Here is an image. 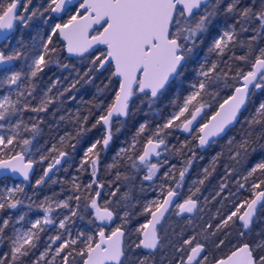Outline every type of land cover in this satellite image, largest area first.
<instances>
[{"label": "snow or ice", "instance_id": "obj_1", "mask_svg": "<svg viewBox=\"0 0 264 264\" xmlns=\"http://www.w3.org/2000/svg\"><path fill=\"white\" fill-rule=\"evenodd\" d=\"M28 2L31 3V0ZM240 3L241 0H227L226 3L225 0H47V6L42 7V10L34 8L25 16L17 14V0H10L6 6L0 2V43L7 42L4 48L0 49V88L7 86L10 89L7 94L0 96V179L18 175L28 181L34 165L47 162L43 175L35 181L34 187H38L50 173L58 170L62 160L69 156L67 151L53 144L47 154L40 155L39 160L34 159L32 144L40 132L39 124L42 118L30 117V124L25 123L23 119L12 123L14 116H22L25 111L37 114L47 111L49 105L79 83V80H73L68 87L53 96V89L61 84L57 78L42 92L38 104L32 106L31 100L37 99L36 80L45 68L52 64H58L62 68L70 67L68 64L59 63L60 51H66L70 57L80 59L91 57L89 69L80 79L88 77L91 80V72L110 69L109 84L112 78H116L118 83V87L113 89L111 103L105 107L104 101L101 100L95 105L97 109L103 110L92 127L102 125L105 132L102 139L95 140L86 148L78 168V171L82 172L87 164L93 180L82 187L76 182L77 177H73L72 190L78 194L58 202L51 197H45L40 204L35 205L43 211V217L30 221V226L26 228L14 227L11 235H6L5 231L12 217L3 218L0 221V245L7 241L8 251L0 254V264H25L26 258L38 247L40 233L50 225L58 228L57 234L49 237L50 242L31 260V264H56L57 259L61 264H125L127 257L124 228L128 224L129 213L124 212L120 217L121 224L105 231L117 215L116 209L112 207L111 197L117 195L119 186L103 203H100L98 198L101 197L105 185L98 184L95 193L91 194L93 184L97 183L95 178L101 151L106 150L113 139L114 120L119 121L120 118L130 115L132 98L142 95L152 104L168 91L173 81L183 77L186 66L202 43L201 37L208 31L213 18L223 6L224 13L232 15L234 21L213 39L207 49L208 55L214 54L217 59L209 61L206 55L197 69L196 81L189 84L190 91L182 100L176 96L171 101L175 110L155 128L147 121L140 123L131 140L126 142V146L117 150L113 158L114 163L108 165L109 168L116 167V162L123 159L130 162L133 169L145 168L146 175L143 180L151 181L162 167L169 164L168 159L153 162V157L159 158L167 153H190L183 161L184 166L179 170L178 177L176 165H170L168 171L164 172V178L174 181V184L160 186L162 199L150 200L145 204L141 214H147L150 219L135 229L141 237L135 245L136 248L155 250L163 247L157 226L173 206L178 210L177 215L191 214L199 209L196 198L200 192L199 187H195V191L190 188V194L183 203H175L181 195L180 189L185 174L196 159L195 148H204L214 144L218 138L227 136L231 128L240 122V116L247 109L256 90L264 91V47L258 51L253 48V42L260 35H264V6L254 10L251 5L240 7ZM25 11H28L27 5ZM36 16L45 17L44 23L48 26L46 36L37 33L38 38L34 37L29 45L20 40L16 47L9 48L11 34L16 25L19 23L27 27ZM253 22L257 24L254 29L251 28ZM249 31L255 34L249 36L247 42L239 39L241 33ZM57 39L62 48L58 47ZM237 45L242 48L246 46L244 55H235L233 49ZM229 52L233 54L225 60L224 57ZM252 56L254 60L250 59ZM232 60L244 62L248 65V70L242 66H234ZM16 61H24L27 71L23 68L17 69L14 64ZM224 90H228L230 94L222 97L221 92ZM88 118H80L77 113V137L86 131L84 125ZM244 123L249 129L261 126V136H264V101L259 102L249 117H245ZM172 130H182L192 139L182 141L179 148H170L167 137L172 134ZM24 133H31V136H25ZM251 135L252 132L248 131L239 142L234 137H228L230 159L239 163L247 157ZM74 139L76 137L66 133L60 137L59 143L75 148V144L66 143ZM142 139L144 142L141 151ZM193 141L196 142L195 147H190ZM221 155L222 153H217L212 157L209 167L213 171ZM209 167L203 169V178L193 181V186L205 183L212 174ZM227 171L234 170L228 168ZM258 172L264 174V160L255 163L247 171L243 177L244 183L238 182L237 192L244 189L250 178ZM120 178L121 174L117 171L116 180ZM226 187V183H221L216 196ZM249 191L251 198L233 201L232 210L215 225L211 236L216 237L223 233L227 238L230 233L225 229L239 221L242 230L238 235L243 239L245 230H250L253 223L257 206L264 208V179L259 183H252ZM85 192L89 194L85 195ZM82 197L86 201L85 207L93 211L94 221L100 223L95 233L78 232L73 235L69 224L79 214ZM25 199L30 201L28 207L31 209L34 202H31V197L24 195L22 184L6 185L0 188V211L17 209L25 203ZM72 200L76 202L75 208L70 206L69 201ZM61 208L68 209L69 215L59 219L57 225L53 213ZM25 216L26 213L19 215L16 223L25 221ZM208 228H212L211 223ZM224 245L225 239L215 242L217 250ZM176 252L181 255L175 264H264V240L254 244L244 242L233 245L226 255L210 260L205 254V244L197 241L196 236H190L183 240ZM49 256L51 259H46ZM134 264L152 262L149 256H143L135 259Z\"/></svg>", "mask_w": 264, "mask_h": 264}, {"label": "trees", "instance_id": "obj_2", "mask_svg": "<svg viewBox=\"0 0 264 264\" xmlns=\"http://www.w3.org/2000/svg\"><path fill=\"white\" fill-rule=\"evenodd\" d=\"M0 2L6 6L10 0H0ZM226 2L227 0H225V3ZM17 3V14L25 16L30 14V11L34 8H40L42 10V7L47 6V0H31V3H29L28 0H17ZM25 5H27L28 8L27 12L25 11ZM250 5L254 7V10H259L264 6V0H254V4L253 0H241L240 7ZM44 19L45 17L36 16L29 22L27 27L18 23L13 38L17 40V42L22 40L25 45H29L31 41L27 39L37 37V33L43 31L42 34L46 36L48 26L44 23ZM233 21L234 17L224 13L223 6H221L218 15L213 18V22L208 31L201 37L202 43L199 44L194 57L186 66L183 77L173 81L168 91L152 104H149L148 100L142 95L132 98L130 102V115L127 118H120L119 121L114 120L113 122V139L109 147L101 151L98 173L95 178L97 183L93 184L91 194L95 193L98 184L105 185L101 197L98 198L99 202L103 203L105 199L110 198L111 192L119 186L117 195L111 197V199L112 207L116 209L117 216L115 217V221L117 223L121 224L122 221L120 217L124 215V212L129 213L128 224L124 228V230H126L124 241L126 245L125 255L127 257L125 264H134L135 259L143 256H149L152 264H175V261L178 260L181 255L176 252V248L179 247L184 238H189L190 236H196L197 241L205 244V254L209 256L210 260L213 257L226 255L232 250L233 245L244 242L254 244L260 240H264V208L260 206L257 207V213L250 226V230H245L243 239H240L238 235L239 231L242 230L239 221L225 229L226 232L230 233L227 238H225L223 233L218 234L216 237L210 235L220 219L232 210V202L235 200H244L246 198L250 199L251 193L249 188L251 184L259 183L261 179H264V174L258 172L250 178L244 189L237 192L239 183H244L243 177L247 174V171L250 170L255 163L264 160V147H262V145H264V136H261V126H255L249 129L248 125L244 123L245 117H249L254 112L259 102L264 101V91L256 90L249 101L247 109L240 116V122L236 123L235 126L231 128L227 136L222 139L218 138L214 144L209 145L206 149L195 148L196 159L185 174L180 192L181 195L187 193L186 195L188 196L190 194V188L192 191H195V187H199L200 192L197 193L196 197L199 209L196 210L193 215H189L187 220L169 222L168 227L160 231L159 236L161 237L163 247L148 252L144 251L142 247H135V245L139 243L140 238V235L136 233L135 229L147 219V214H141L143 209L138 208L136 204V201L139 199L138 197L145 196V194L149 193L148 183L143 180L144 175L142 173V168L138 170L133 169L131 168L130 162H126L123 159L116 162V167H108V165L114 163L113 158L117 150L126 146V142L131 140L140 123L147 121L152 128H155L157 124L163 123L169 114L173 112L174 107L171 101L176 96H179L182 100V97L190 91L189 84L196 81L197 69L206 55L209 61L217 59L214 54L208 55L207 49L213 39L217 37L228 24L233 23ZM49 22L51 23V21ZM256 27L257 24L253 22L251 28L254 29ZM237 30L239 31V25H237ZM254 34L255 33L252 31L241 33L239 39L247 42L248 37ZM57 45L60 48L63 47L59 39H57ZM261 47H264V35H260L257 40L253 42L254 50L258 51ZM246 51V46L242 48L237 45L233 49L236 56L244 55ZM233 52H229L224 59L227 60L229 56H232ZM90 59V56L84 59L69 57L66 51H60L59 63L68 64L70 67L62 68L58 64H52L45 68L43 73H41L36 80L37 89L35 95L37 99L31 100L32 106L38 104L42 92L57 78L60 79L61 84L58 88L53 89L51 93L53 96L57 95L59 91H62L64 87H68L73 80H79V83H77L76 87L70 92L65 93L63 97L49 105L47 111L38 114L25 111L22 116L17 114V116L12 118V123H15L17 119H23L25 123L29 124L31 122L30 117L35 116L37 118H42L39 124L40 132L33 139L32 144L34 159L39 160L40 155L47 154L48 149L51 148L53 144H56L58 148L69 153V156L58 168L56 175L52 179L56 181V183L49 181L46 186L43 183L40 185L41 190L38 189L39 186L34 187L35 180H33L32 183L25 184L27 186L25 196L31 197V202H34L32 199L39 197L38 194L40 193L43 194V199L54 193L59 199L61 198L64 200L69 196L78 194L72 190L73 177H77L76 182L81 184L82 187L93 180L90 168L87 164H85V170L82 172L78 171V168L80 167V162L83 159V153L86 148L95 140L102 139L105 132L102 125H97L95 128L92 127L96 118L103 110L97 109L95 105L101 100L104 101L105 107L111 103L114 96L113 89L118 87V83L116 78H112V82L109 84L108 77L111 74L110 69L91 72V80H89L88 77L80 79V76L88 71ZM250 59L254 60V56L250 57ZM18 62L24 63L23 67H25V69L23 70L27 71L25 62ZM231 63L234 66H242L245 70H248V65H245L244 62L232 60ZM221 67H223V64H221ZM106 85L107 87H105ZM228 93H230L228 90H224L221 92V96H226ZM69 97H75V99H69ZM77 113H79L80 118L84 116L89 117L87 123L84 125L86 131L79 137H77V129L79 127ZM61 117H64V119H61ZM116 129H119V131H116ZM248 131H251L252 135L250 137L247 157L241 159L240 162L237 163L235 160L230 159L231 153L227 143L228 137H234L235 140L239 142ZM66 133L76 137V139L66 142L67 144H75V148L65 147L59 143L60 137L64 136ZM24 135L31 136V133H24ZM186 136L187 135L183 134L180 130H172V134L167 137L169 147L175 146L179 148L182 141L192 139L191 136L189 139H186ZM143 142L142 139L140 150H142ZM195 144V141H193L190 147H195ZM232 147L233 150H235V145ZM185 153H187V150H185ZM217 153H222V155L216 162L215 170L213 171L209 165L212 157L216 156ZM53 155H55V153H53ZM188 155H190V153L186 155L167 153L164 154L163 159H168V161L174 160L176 175L178 177V172L184 166L183 161L188 158ZM205 167H209V171L212 174L205 180L203 185L193 186V181L203 178V169ZM228 168L234 171L228 172ZM117 171L121 174L120 180H116ZM125 177L127 178L125 179ZM110 182H112L111 186H109ZM221 183H226L227 187L219 196H216V193L220 191ZM173 184L174 181H170V185ZM88 194L89 193L85 192V195ZM213 197H215V199H213ZM117 202L119 203L117 204ZM29 203L30 201L25 199V206H28ZM69 203L71 207H76L75 200L69 201ZM85 204L86 201L82 197L80 208L78 209L79 214L72 219V222L69 224L70 229L76 226V221L78 220L86 222V218H89V221L92 222L83 224L93 227L96 223L93 218V211L90 208H86ZM33 207L36 208L35 202ZM6 212V210L0 211V221L8 216H11L12 220L5 234L15 226L17 217L16 213L9 215L8 212ZM218 212L219 215H217ZM61 214L69 215L68 209H64ZM82 222L77 225L83 226ZM209 223H211L212 228H208ZM94 229H96L95 226ZM6 235H11V233ZM218 239H225V245L219 250L215 248V242H217ZM6 251H8L7 241H5L3 245H0V254ZM34 258L35 256L33 255L30 258H26L25 264H31V260ZM56 264H60V262L56 261Z\"/></svg>", "mask_w": 264, "mask_h": 264}, {"label": "flooded vegetation", "instance_id": "obj_3", "mask_svg": "<svg viewBox=\"0 0 264 264\" xmlns=\"http://www.w3.org/2000/svg\"><path fill=\"white\" fill-rule=\"evenodd\" d=\"M18 7V6H17ZM17 12H18V10H17ZM16 29H17V25H16V27L14 28V30H13V32H12V34H11V37L13 38V35H14V33L16 32ZM14 39V38H13ZM13 39H11V41L13 40ZM32 39H33V37H31V38H28L27 40L28 41H32ZM5 43H7V42H2V43H0V46H1V49H3L4 48V46H5ZM9 46V48H12L13 46H12V42H10V44L8 45ZM67 54V53H66ZM68 56V55H67ZM70 57V56H69ZM75 58V57H74ZM14 64L16 65L15 67L17 68V69H20V68H23V69H25V67H23V65H24V63H19L18 61H16V62H14ZM7 87V86H6ZM5 88V87H4ZM2 90H4V89H2ZM229 94V93H228ZM227 94V95H228ZM210 114V113H209ZM198 126V125H197ZM180 131H182V130H180ZM182 133L183 134H186L187 136H186V139H189L190 138V136H189V134H187V133H184L183 131H182ZM196 143V142H195ZM207 147H209V145H207V146H205L204 148H201V149H206ZM199 148V147H198ZM142 151V150H141ZM163 157H164V154H162V156L161 157H159V158H157V157H153L152 158V160H153V162H158V161H161V160H163ZM65 160L66 159H64L63 161H62V163H61V165L65 162ZM60 165V166H61ZM170 165H175V163H174V160H170L169 161V164L168 165H166V166H164V167H162L158 172H157V174H156V176H154L153 177V180H151V181H145V182H147L148 183V186H149V193L148 194H145V196H140V197H138L139 199L136 201V204H137V206H138V208H144V206H145V202H147L148 200H150V199H154V198H156V197H158L159 199H162V196H161V193H160V186L162 185V184H168V185H170V180H166L165 178H164V172H166V171H168V168H169V166ZM60 166H58V168L60 167ZM47 167V163H37L36 164V168H35V174L28 180V181H24V180H21V179H14L12 176H9L7 179H12V180H14V181H16V180H20V181H22L24 184H27V183H32L33 182V180H37V179H39L40 177L39 176H41V175H43V169L44 168H46ZM56 171L57 170H55V171H53L52 173H50L49 174V177H47L46 179H45V182H44V185L46 186L47 184H48V182L49 181H53L52 179H53V177L56 175ZM142 173H143V175H146V169L145 168H142ZM160 174V175H159ZM3 181H6V179H0V183L1 182H3ZM54 186V185H53ZM27 186H25L24 187V195H26V191H27V188H26ZM38 189L39 190H41V186H39L38 187ZM47 189V188H46ZM45 189V190H46ZM185 189V188H184ZM183 189V190H184ZM187 193H184L183 195H180L179 196V198H177L176 200H175V203H182L183 201H184V199L185 198H187L186 195ZM39 195V197H36L35 199H32V201H34L35 202V205L36 204H40L44 199L42 198L43 197V194H38ZM49 195V194H48ZM46 197H51L54 201H58L59 200V198H58V196L56 195V194H51V195H49V196H46ZM22 198H24V197H22ZM150 198V199H149ZM53 205H55V204H53ZM259 206V205H258ZM257 206V207H258ZM27 208H28V206H25V204H23V205H20L17 209H14V210H12V209H5L7 212H8V214L9 215H11L12 213H16L17 215H18V213H19V210H22V209H26L27 210ZM178 210L177 209H175V207L173 206V208H172V210L170 211V212H168L167 214H166V218L163 220V221H161V223L157 226V231H158V234L160 233V231L162 230H164L166 227H168V225H169V222H172V221H174V222H178L179 220H182V221H184V220H187L188 218H189V215H193L196 211H194L192 214H180V215H177L176 214V212H177ZM6 212V213H7ZM28 214H30V215H32V216H34V215H36V214H38V212L39 211H37V208H34V207H32L31 209H28L27 211H26ZM56 213V212H55ZM61 213H62V211H61ZM61 214L60 213H58L57 214V216H56V218H55V221L57 222V221H59V216H60ZM117 216V215H116ZM115 216V217H116ZM115 217H114V222H112L111 224H110V226L109 227H106L105 228V231L107 232V231H110L111 230V228H114L116 225H118L119 223H117L116 221H115ZM147 217H148V215H147ZM146 217V218H147ZM86 220V222L85 221H80V220H78V221H76V226L75 227H73V228H71V231L72 230H74V232H72L73 233V235H76L78 232H84V233H95V231L97 230V225L100 223V222H98V221H96V223L94 224V226H95V228L96 229H94V226L92 227V226H90V225H85V224H83V223H90V221H89V218H86L85 219ZM75 222V221H74ZM80 222H82V224H83V226H81V225H77V224H80ZM14 227H16V223H15V226ZM13 227V228H14ZM13 228L12 229H10V230H8V232H6V234H8V233H11L12 234V231H13ZM125 231V233H126V230H124ZM55 232H57V227L56 226H47L46 227V229H45V231L44 232H42V233H40V240L38 241V247L36 248V249H34L33 250V253L30 255V257L33 255V256H35V258H36V256H38L39 255V253L41 252V251H43L44 250V248L46 247V244L48 243V239H47V237H51V236H53V235H55ZM140 239V238H139ZM184 239H187V238H184ZM183 239V240H184ZM124 243H125V241H124ZM53 248H55V245L53 246ZM54 250V249H53ZM147 252H148V250H147ZM29 257V258H30ZM34 258V259H35ZM46 259H49V257L48 258H46ZM60 264H61V262H60Z\"/></svg>", "mask_w": 264, "mask_h": 264}, {"label": "rangeland", "instance_id": "obj_4", "mask_svg": "<svg viewBox=\"0 0 264 264\" xmlns=\"http://www.w3.org/2000/svg\"><path fill=\"white\" fill-rule=\"evenodd\" d=\"M43 33V31L41 32V34ZM11 39H13V38H11ZM12 46L13 47H16L17 46V44H18V42H17V40H15V39H13L12 41ZM0 49H1V46H0ZM16 66V65H15ZM5 87V88H4ZM3 88H0V96H2V95H4V94H7L9 91H10V89L8 88V87H6V86H4ZM2 89H4V90H2ZM13 98H15V96H14V94H13ZM175 110V109H174ZM173 110V111H174ZM13 184H22L23 185V187H25L26 185L22 182V181H20V180H16V181H14V180H12V179H6V181H3V182H1L0 183V188H3L4 186H11V185H13ZM150 199V198H149ZM154 199H158V197H156V198H154ZM154 199H150V200H154ZM62 200H64V199H59L58 201H62ZM150 200H148V201H150ZM57 201V202H58ZM147 202H145V204H146ZM36 205H38V204H36ZM53 207L55 208V205H53ZM37 208V207H36ZM29 209V207L27 208V210ZM26 209H22V210H19V213H18V215H17V217L19 216V215H21V214H23V213H26V216H25V221H23V222H20V223H16V227H21V226H23V227H28V226H30V224H29V222L30 221H32V220H35V219H37V218H42L43 217V211L41 210V209H39V208H37V211H39L38 212V214H36V215H34V216H32V215H30V214H28L26 211H27ZM64 209H56V213L54 212L53 213V218H54V220H55V218H56V216H57V214L58 213H60L61 214V211H63ZM64 215H68V214H61L60 216H59V219H62L63 218V216ZM17 217H16V220H17ZM16 222V221H15ZM58 222L59 221H57L56 222V224L58 225ZM69 228H70V226H69ZM57 231H58V228H57ZM72 232H74V230H72ZM57 234V232H55V235ZM47 239H48V243L50 242L49 241V237H47ZM47 245V244H46ZM54 249V248H53ZM54 251V250H53ZM49 259H51V257L49 256ZM57 261L58 262H60V260L59 259H57Z\"/></svg>", "mask_w": 264, "mask_h": 264}, {"label": "water", "instance_id": "obj_5", "mask_svg": "<svg viewBox=\"0 0 264 264\" xmlns=\"http://www.w3.org/2000/svg\"><path fill=\"white\" fill-rule=\"evenodd\" d=\"M17 6H18V3H17ZM68 55V54H67ZM69 56V55H68ZM230 94V93H229ZM131 102V101H130ZM207 146V145H206ZM63 161V160H62ZM62 163V162H61ZM35 168H36V164L34 165V167H33V170L30 172V177H29V179L35 174ZM13 177V176H12ZM14 179H21V180H23V178L22 177H20V176H15V177H13ZM183 203V202H182ZM167 214V213H166ZM183 214H188L189 215V213H183ZM192 214V213H191ZM166 216V215H165ZM166 217H164L163 219H162V221L165 219ZM148 219H150V216H148L147 217V219H146V221L144 222V223H146L147 222V220ZM141 238V237H140ZM143 250L144 251H147L148 249H144L143 248ZM148 251H151V250H148ZM224 256V255H223Z\"/></svg>", "mask_w": 264, "mask_h": 264}]
</instances>
